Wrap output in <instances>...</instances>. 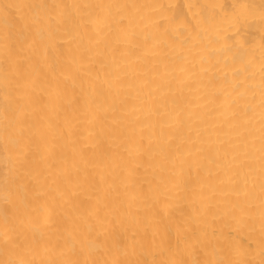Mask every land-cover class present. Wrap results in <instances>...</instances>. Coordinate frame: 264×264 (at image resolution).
Returning <instances> with one entry per match:
<instances>
[{
	"label": "bare ground",
	"instance_id": "obj_1",
	"mask_svg": "<svg viewBox=\"0 0 264 264\" xmlns=\"http://www.w3.org/2000/svg\"><path fill=\"white\" fill-rule=\"evenodd\" d=\"M0 264H264V0H0Z\"/></svg>",
	"mask_w": 264,
	"mask_h": 264
}]
</instances>
